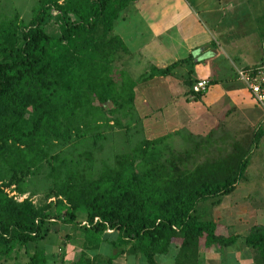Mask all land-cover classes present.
Here are the masks:
<instances>
[{
  "label": "trees",
  "instance_id": "obj_1",
  "mask_svg": "<svg viewBox=\"0 0 264 264\" xmlns=\"http://www.w3.org/2000/svg\"><path fill=\"white\" fill-rule=\"evenodd\" d=\"M135 1L36 0L27 21L15 12L0 18V255L45 237L55 222L78 231L81 253L104 241L114 253H139L149 264L171 251L172 264H194L200 248L235 241L195 208L233 189L247 165L238 146L221 153L195 141L175 149L161 136L140 139L126 152L108 146L98 158L113 125L129 131L138 119V82L171 74L186 62V73L192 72L187 55L150 65L135 78L127 75L121 66L129 51L113 25ZM51 19L55 34L45 28ZM193 82L189 75L183 79L185 98L202 95L192 93ZM243 242L263 264L264 225H253ZM29 264H46L43 250L34 249Z\"/></svg>",
  "mask_w": 264,
  "mask_h": 264
},
{
  "label": "rangeland",
  "instance_id": "obj_2",
  "mask_svg": "<svg viewBox=\"0 0 264 264\" xmlns=\"http://www.w3.org/2000/svg\"><path fill=\"white\" fill-rule=\"evenodd\" d=\"M35 1L0 0V18L15 12L25 22L30 17V9ZM205 1L207 6L197 4L195 10L207 38L205 44L215 48L217 54L199 62L196 68L192 65V72L189 74L186 70L190 62H186L173 69L171 74L161 76L163 80L157 78L144 86H141L143 82H138L133 91V106L137 108L133 112L138 119L128 125L129 131L113 125L111 137L98 153V158L105 156L108 146V150L112 148L114 152H126L140 139L164 136L166 143L175 149H188L195 141H200L203 145L212 142L219 147L217 149L221 153L232 145L238 146L237 154L244 152L247 157L244 175L264 173V112L252 98L246 85L235 77L233 69L235 66L261 63L264 42L258 37L256 27L264 33V0ZM45 28L48 33L58 32L54 19ZM208 54L210 53L203 52V56ZM170 62L171 60L165 65ZM123 69L131 78L145 70L125 66ZM187 75L190 78L202 75L214 78L229 96L226 102L219 101L227 106L221 111L204 103L194 109L190 108L184 101L187 86L183 79ZM257 129L259 135L254 137L253 133ZM203 155L198 154L196 159L199 160ZM39 194L32 199L37 200ZM249 200V211H252L250 217L253 215L264 223V195H253ZM224 201L225 199L221 203L225 204ZM75 235L78 236V231L73 226L55 222L45 237L31 241L25 247L22 245L14 248L7 255H0V264H29V256L34 249L42 247L45 253L56 256L60 253L58 246L63 248L61 252L65 248L58 239Z\"/></svg>",
  "mask_w": 264,
  "mask_h": 264
},
{
  "label": "crops",
  "instance_id": "obj_3",
  "mask_svg": "<svg viewBox=\"0 0 264 264\" xmlns=\"http://www.w3.org/2000/svg\"><path fill=\"white\" fill-rule=\"evenodd\" d=\"M197 4L205 5L206 1L137 0L130 3L117 16L113 25V33L122 40L129 51V54L124 57L123 64L125 65L122 64V66L131 67L134 70L142 68L146 70L150 65L165 66V63L170 60L172 62L190 55L193 67L196 68L199 62L216 55L217 50L205 44L207 38L196 14ZM201 45L203 46L200 47ZM198 47H200L199 50H197ZM203 52L210 54L203 56ZM157 78L163 80L161 76H154L143 82L141 86ZM192 79L196 81L214 78L202 75ZM186 96L184 101L192 109L204 103L208 107H216L217 111L227 106V104H222L223 101H219L226 102L229 98L226 91L217 85L215 79L213 83L208 84L199 98L193 99L192 94ZM134 109L137 108L134 107ZM208 144L203 148H206ZM253 195H264V173L244 175L243 172L235 182L233 189L221 196L217 202L215 199L197 202L196 213L202 219L218 222L222 225L223 235H235L236 239L226 246L200 248L196 252L194 264H257L253 260V250L243 242V236L253 225H264L259 218L253 215L250 217L252 211H249V197ZM224 199L225 204H222ZM60 239L58 240L65 245V248L61 252L63 248L58 246L60 253L56 256L49 252L45 253V249L41 248L46 264H149L139 253L126 250L114 253V249L108 242L99 243L94 251L81 253V237L75 235L66 236L61 239L62 241ZM81 254L89 260L80 261ZM173 254L171 251L158 255L153 264H172Z\"/></svg>",
  "mask_w": 264,
  "mask_h": 264
},
{
  "label": "built area",
  "instance_id": "obj_4",
  "mask_svg": "<svg viewBox=\"0 0 264 264\" xmlns=\"http://www.w3.org/2000/svg\"><path fill=\"white\" fill-rule=\"evenodd\" d=\"M51 14H55L56 10L51 9ZM235 77L242 81L252 98L261 107L264 112V62L254 66L247 67H233ZM208 86V81L206 79H198L191 84L192 93H203ZM19 197L18 199H21ZM97 220V217L93 218V222ZM80 225L88 226L86 220H80ZM109 232V229H106Z\"/></svg>",
  "mask_w": 264,
  "mask_h": 264
}]
</instances>
